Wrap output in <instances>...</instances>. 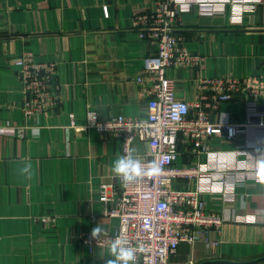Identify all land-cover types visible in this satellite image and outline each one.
I'll list each match as a JSON object with an SVG mask.
<instances>
[{
  "label": "crops",
  "instance_id": "0c3cea01",
  "mask_svg": "<svg viewBox=\"0 0 264 264\" xmlns=\"http://www.w3.org/2000/svg\"><path fill=\"white\" fill-rule=\"evenodd\" d=\"M160 1L0 0V126L29 125L21 137L0 134V264H104L109 246L91 248L79 234L98 225L112 233L119 227V218L103 215L99 194L101 183L121 181L111 165L124 155L123 138L86 128L87 111L103 119L147 117L149 96L136 78L157 44L135 29L134 19ZM212 1L214 13L194 4L181 11L176 27L189 50L202 56L201 65L170 68L168 75L176 97L190 103L201 96L200 76L246 81L213 116L241 124L244 133L211 143L238 150L236 161L250 170L264 158V0ZM25 52L58 64L62 96L29 122L15 64ZM178 148L179 165L211 164L182 141ZM130 150L151 158L145 140L136 139ZM28 162L31 179L18 171ZM254 172L252 179L230 177L236 190L230 198L204 194L207 209L226 219L221 231L210 232L220 244L210 247L203 237L194 245L183 242L169 264H264V183ZM42 215L56 216V225L44 224Z\"/></svg>",
  "mask_w": 264,
  "mask_h": 264
},
{
  "label": "built area",
  "instance_id": "2783aa9c",
  "mask_svg": "<svg viewBox=\"0 0 264 264\" xmlns=\"http://www.w3.org/2000/svg\"><path fill=\"white\" fill-rule=\"evenodd\" d=\"M225 2L222 0L223 5ZM194 4L210 13L218 7L212 0H161L155 10L135 16V29L157 44L156 52L144 57L142 73L136 78L149 96L147 117L103 119L98 111H87L86 128L123 138L124 155L136 139L147 141L151 158L137 157L146 170L153 160L160 168L157 174H146L127 185L122 181L101 183L103 215L119 218V227L114 233L102 232L97 240L91 237L93 229H82L79 234L81 241L91 248L109 246L117 236L131 245L143 244L145 250L137 253L138 264H169L183 242L194 245L201 237L207 239L210 247L220 244V239L211 238L210 232L221 231L226 219L221 213L207 209L204 194L221 193L230 198L236 191L229 187L230 177L239 173L242 179H252L257 171V167L248 170L236 161L238 150L218 148L211 143L217 136L231 140L244 133L241 124L215 121L213 116L222 103L247 87L246 81L200 76L202 93L197 101L190 103L176 97L174 79L168 70L176 67L196 70L202 63V56L190 51L184 36L176 31L181 11L191 9ZM15 64L19 67L26 122L40 113H49L62 101L57 63L37 61L31 52H25L15 59ZM259 114L264 126V113ZM28 126L6 124L0 126V134L21 137ZM180 141L192 153L208 156L211 164L179 165ZM227 159L233 160L227 163ZM38 218L49 226L57 222L54 215Z\"/></svg>",
  "mask_w": 264,
  "mask_h": 264
},
{
  "label": "clouds",
  "instance_id": "9594fccd",
  "mask_svg": "<svg viewBox=\"0 0 264 264\" xmlns=\"http://www.w3.org/2000/svg\"><path fill=\"white\" fill-rule=\"evenodd\" d=\"M135 150H130L125 155L117 154L111 165L114 175L125 185L136 182L144 175L157 174L160 168L155 160L151 161L145 169V164L134 154ZM257 178L258 182L264 183V158L257 160ZM21 176L31 179L33 176L31 162L25 163L18 169ZM102 229L95 227L91 232L92 239L97 240L101 235ZM145 250L143 244L131 245L128 240L121 236L111 240L108 247V254L104 256V264H138V252Z\"/></svg>",
  "mask_w": 264,
  "mask_h": 264
}]
</instances>
